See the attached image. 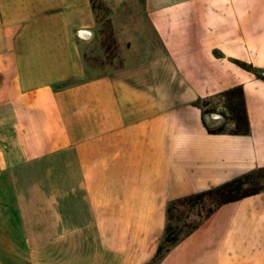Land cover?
I'll return each mask as SVG.
<instances>
[{
  "label": "crops",
  "instance_id": "obj_1",
  "mask_svg": "<svg viewBox=\"0 0 264 264\" xmlns=\"http://www.w3.org/2000/svg\"><path fill=\"white\" fill-rule=\"evenodd\" d=\"M94 1L0 0V264H145L167 202L264 175V0H98L99 65ZM185 231L157 264H264V188Z\"/></svg>",
  "mask_w": 264,
  "mask_h": 264
},
{
  "label": "rangeland",
  "instance_id": "obj_2",
  "mask_svg": "<svg viewBox=\"0 0 264 264\" xmlns=\"http://www.w3.org/2000/svg\"><path fill=\"white\" fill-rule=\"evenodd\" d=\"M94 3L98 9L97 12L100 20L99 26H97L99 37L97 50L100 48L103 50H99L102 51L101 53L97 52L99 53L96 54L98 55L97 58L93 56L92 59H89V63L99 65L102 61V55L109 58L115 54L116 46L113 28L108 23L107 9L101 5L98 0H95ZM92 43L94 42L92 41L91 45ZM240 99L243 101L242 95L241 97L239 96V89L223 92L222 95L215 100L214 105H209L206 110H214V113L216 112L222 116V119H224L223 122L227 123V126L223 128L241 130L243 126L237 124L233 119L234 115L239 112L237 103ZM242 187L247 191L264 188V175L260 172L251 174L250 178L244 182ZM215 201L216 198L212 195H205L201 199H196L192 205H189L182 199H175L171 203L169 223L176 228L179 226L185 231L196 224L208 208L214 207L216 204Z\"/></svg>",
  "mask_w": 264,
  "mask_h": 264
},
{
  "label": "trees",
  "instance_id": "obj_3",
  "mask_svg": "<svg viewBox=\"0 0 264 264\" xmlns=\"http://www.w3.org/2000/svg\"><path fill=\"white\" fill-rule=\"evenodd\" d=\"M234 89H239V96L241 97V89L240 88H234ZM234 89H231V90H234ZM231 90H227L224 92H230ZM237 105L239 107V112L234 115L233 119L235 120V122L237 124H241L243 127L241 128V130H234V131H243L246 129V119H245V111H244L243 101L240 99L238 101ZM221 129H222V127L220 126V127H217L216 129H207V130L210 132H213L215 130H221ZM250 175L251 174L242 175V176L234 178L230 181L222 183V184H220L214 188H211V189H208L206 191H202V192H199V193H196L193 195H189V196H186L183 198H178V199H182L183 201H185L189 205H192L194 203V200L201 199L205 195H212L216 198L215 206L219 205V204L226 203V202L234 201V200H237V199L242 198L244 196H247L249 194L256 193L257 191L261 190V189H253V190L247 191V190L243 189L242 185L244 184V182L246 180H248L250 178ZM172 201H169L166 204V223H165V227H164L165 235L163 237V240L161 243L158 244L154 255L145 264H157V262L159 261V259L163 255V253L165 252L167 246L173 244L175 241L178 240L179 236L182 235L183 230L181 227L178 226V228H176L175 226H172L169 223ZM212 208L213 207L208 208L205 212V215L210 213L212 211ZM195 225L196 224H194L193 226L188 228L185 231V233L188 232L189 230H191L192 228H194Z\"/></svg>",
  "mask_w": 264,
  "mask_h": 264
},
{
  "label": "water",
  "instance_id": "obj_4",
  "mask_svg": "<svg viewBox=\"0 0 264 264\" xmlns=\"http://www.w3.org/2000/svg\"><path fill=\"white\" fill-rule=\"evenodd\" d=\"M88 35V31L85 30V29H77L76 30V36L79 37V38H85V36H83V34ZM205 119L206 121H214V122H221L222 120V116L220 114H217V113H207L205 115Z\"/></svg>",
  "mask_w": 264,
  "mask_h": 264
}]
</instances>
